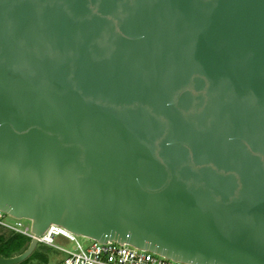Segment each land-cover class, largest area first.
Listing matches in <instances>:
<instances>
[{
  "label": "water",
  "instance_id": "water-1",
  "mask_svg": "<svg viewBox=\"0 0 264 264\" xmlns=\"http://www.w3.org/2000/svg\"><path fill=\"white\" fill-rule=\"evenodd\" d=\"M0 210L264 264V0H0Z\"/></svg>",
  "mask_w": 264,
  "mask_h": 264
},
{
  "label": "built area",
  "instance_id": "built-area-1",
  "mask_svg": "<svg viewBox=\"0 0 264 264\" xmlns=\"http://www.w3.org/2000/svg\"><path fill=\"white\" fill-rule=\"evenodd\" d=\"M12 218L13 221L9 219ZM25 218H18L0 210V233H21L31 239L35 236L32 224H25ZM63 235L75 240L77 245L67 250V255L52 264H193L174 260L154 251L133 246L127 242L109 239L102 242L91 238L92 242L84 246L78 235L58 224H50L38 237L39 243L66 250L56 243V237ZM87 237V236H86Z\"/></svg>",
  "mask_w": 264,
  "mask_h": 264
},
{
  "label": "rangeland",
  "instance_id": "rangeland-1",
  "mask_svg": "<svg viewBox=\"0 0 264 264\" xmlns=\"http://www.w3.org/2000/svg\"><path fill=\"white\" fill-rule=\"evenodd\" d=\"M9 220L13 221L12 218H10ZM24 222H25V224H30V220H28V219H25ZM78 239L81 241V243L84 246H88L92 242L91 238L86 237L84 235H78ZM56 243L60 247L66 249V250L58 249L56 247H51V246L39 243L34 252H39V253L46 255L48 257V262L46 264H52V263L56 262L57 260L63 259L68 254L67 250H72L77 245L75 240H72L69 237H66L63 235H58L56 237ZM32 254L27 258L28 261L24 262L25 261L24 260L18 264H41L39 259L36 258V256L32 255Z\"/></svg>",
  "mask_w": 264,
  "mask_h": 264
},
{
  "label": "trees",
  "instance_id": "trees-1",
  "mask_svg": "<svg viewBox=\"0 0 264 264\" xmlns=\"http://www.w3.org/2000/svg\"><path fill=\"white\" fill-rule=\"evenodd\" d=\"M31 238L21 233H0V256L13 257L23 253L30 245ZM41 264L48 262V257L42 253L34 252ZM28 261L26 259L24 262Z\"/></svg>",
  "mask_w": 264,
  "mask_h": 264
}]
</instances>
